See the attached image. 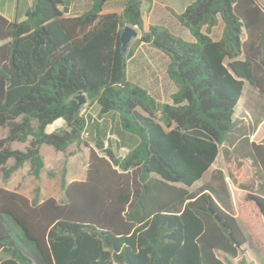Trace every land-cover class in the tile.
<instances>
[{
  "label": "trees",
  "instance_id": "obj_1",
  "mask_svg": "<svg viewBox=\"0 0 264 264\" xmlns=\"http://www.w3.org/2000/svg\"><path fill=\"white\" fill-rule=\"evenodd\" d=\"M75 1L33 2L23 20L0 11L3 177L29 164L40 178L43 145L90 150L86 179L63 180L67 201L0 187V264H254L250 254L264 264V239L232 212L224 176L221 189L191 190L224 146L240 164L251 161L257 185L241 188L264 218V141L252 139L264 123V0L170 9L194 41L160 24L144 30L142 5L154 0L109 13L108 0H92L71 14ZM127 25L142 33L124 53ZM143 43L169 57L171 103L127 77ZM247 84L262 104L246 103L236 118Z\"/></svg>",
  "mask_w": 264,
  "mask_h": 264
},
{
  "label": "rangeland",
  "instance_id": "obj_2",
  "mask_svg": "<svg viewBox=\"0 0 264 264\" xmlns=\"http://www.w3.org/2000/svg\"><path fill=\"white\" fill-rule=\"evenodd\" d=\"M34 1V0H30ZM126 0H108L104 13L121 12ZM195 0H154V4L149 5L144 2L142 5L144 13V30H148L151 24L164 25L177 36L187 41H194L190 31L183 27L171 10L182 13L188 5ZM263 1V0H262ZM29 0H0V10L9 19L16 18L23 20L25 10ZM92 0H76L70 6V13L76 14L88 10ZM224 23L221 20L219 25L212 30L211 36L218 40L223 32ZM141 35V30L138 29ZM139 35V36H140ZM135 40V39H134ZM133 40V41H134ZM169 57L160 49L151 44H141L136 55L133 56L127 66V77L129 80L146 88L160 103H171V95L177 90L176 85L169 78L167 67ZM250 102L253 106H260L262 100L256 88L249 84L245 86L244 95L237 109L236 118L242 117L244 104ZM99 109L93 108L92 114L97 116ZM65 121H56L48 126L47 131L52 132L55 129L65 126ZM6 129L0 126V139L6 135ZM257 142L264 141V123L252 136ZM28 143H13L14 149L24 150ZM226 147L220 148V153L213 166L204 174L201 181L194 185L191 190L197 191L206 184H212L218 189L223 187L220 174L226 181V189L229 194V201L232 212L239 217L251 223L256 234L264 239V218L260 215L257 208L251 201L246 199L247 192L241 187L244 185L256 186L254 169L250 160H241V164L234 155H227ZM41 152L45 158V168L40 178L34 177L30 172L29 164L13 174L10 179H5L0 171V187L18 191L30 198H34L38 193L41 200L54 197L59 201H67L63 180L68 183L72 181L85 180L87 177L90 150L84 144L70 146L66 152H58L52 146L43 145ZM122 155L126 150H121ZM250 260L254 264H260L254 254H250Z\"/></svg>",
  "mask_w": 264,
  "mask_h": 264
},
{
  "label": "water",
  "instance_id": "obj_3",
  "mask_svg": "<svg viewBox=\"0 0 264 264\" xmlns=\"http://www.w3.org/2000/svg\"><path fill=\"white\" fill-rule=\"evenodd\" d=\"M39 0H34L35 3H37ZM140 35V32L139 30L136 28V27H133L131 25H127L125 26L124 30L122 31L121 33V44H122V50L124 53H126L131 44H132V41L136 38H138ZM81 98V102H83V98Z\"/></svg>",
  "mask_w": 264,
  "mask_h": 264
},
{
  "label": "crops",
  "instance_id": "obj_4",
  "mask_svg": "<svg viewBox=\"0 0 264 264\" xmlns=\"http://www.w3.org/2000/svg\"><path fill=\"white\" fill-rule=\"evenodd\" d=\"M34 2V1H33ZM33 2L32 1H30L29 0V2L27 3V9L25 10V13H26V11L28 10V8H30L32 5H33ZM153 4H154V2H153ZM1 11V10H0ZM70 13V12H69ZM5 15V14H4ZM140 47V46H139ZM139 49V48H138ZM138 51V50H137ZM137 53V52H136ZM136 55V54H135ZM134 55V56H135ZM245 105V104H244Z\"/></svg>",
  "mask_w": 264,
  "mask_h": 264
}]
</instances>
